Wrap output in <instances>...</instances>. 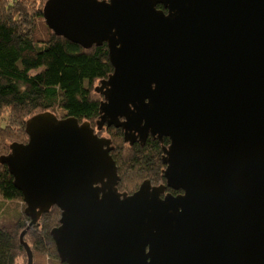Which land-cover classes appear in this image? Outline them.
Wrapping results in <instances>:
<instances>
[{
    "label": "water",
    "instance_id": "95a60500",
    "mask_svg": "<svg viewBox=\"0 0 264 264\" xmlns=\"http://www.w3.org/2000/svg\"><path fill=\"white\" fill-rule=\"evenodd\" d=\"M43 18L84 49L107 44L113 73L97 129L42 112L0 157L29 227L60 209L64 264H264V0H47ZM105 126L130 145L169 138L166 185L120 192Z\"/></svg>",
    "mask_w": 264,
    "mask_h": 264
},
{
    "label": "trees",
    "instance_id": "16d2710c",
    "mask_svg": "<svg viewBox=\"0 0 264 264\" xmlns=\"http://www.w3.org/2000/svg\"><path fill=\"white\" fill-rule=\"evenodd\" d=\"M46 1L0 0V157L10 152L12 143L28 142L26 122L42 112L89 121L97 129L102 96L95 85L113 73L108 46L84 49L56 36L43 18ZM98 133L113 141L111 154L121 178L120 192L132 194L146 179L164 181L162 147L169 145L168 138L162 144L149 139L141 147L125 143L121 128L105 126ZM0 198L22 203V210L14 214L7 210L8 205L1 214L4 207L0 206V264H25L27 254L20 241L24 231L33 264H64L51 236L59 225L60 209L53 207L29 227L23 194L15 187L8 167L1 163Z\"/></svg>",
    "mask_w": 264,
    "mask_h": 264
},
{
    "label": "flooded vegetation",
    "instance_id": "af4514ba",
    "mask_svg": "<svg viewBox=\"0 0 264 264\" xmlns=\"http://www.w3.org/2000/svg\"><path fill=\"white\" fill-rule=\"evenodd\" d=\"M103 79H101V80H99L98 82H99V84H100V82L102 81ZM104 100V97H103V95H102V100H101V102ZM149 139H153V140H155V141H159L161 144L163 143V141H160L158 138H153L152 136H149L148 137V139L146 140V142L144 143V144H141L139 141H136L133 145H131V146H134V145H139V146H141V147H143V146H145V144L147 143V141L149 140ZM169 139V138H168ZM164 140V139H163ZM169 141H170V139H169ZM170 144V143H169ZM130 145V144H129ZM169 146V145H168ZM168 146H163L162 147V157H163V153H164V147H168ZM163 163V162H162ZM164 165V164H163ZM164 169H165V165H164V167L162 168V174H163V171H164ZM118 174H119V172H118ZM120 177V176H119ZM163 178H164V175H163ZM146 180H149V179H146ZM146 180H144V181H146ZM120 181H121V178H120ZM120 181H119V183H120ZM143 181V182H144ZM151 181V180H150ZM142 182V183H143ZM141 183V184H142ZM151 183H152V185H154V186H158V185H161V184H165L166 185V180H165V178H164V181L162 182H156V183H154V182H152L151 181ZM141 184L138 186V189L140 188V186H141ZM118 186H119V184H118ZM137 189V190H138ZM136 190V191H137ZM135 191V192H136ZM174 192H177V194H174ZM125 193H127V192H125ZM168 193H171V194H173V195H178V194H180V193H182L181 191H174V190H172V189H170V188H167L166 190H165V192H164V194H162L161 196L162 197H164V195L165 194H168ZM133 194V193H132Z\"/></svg>",
    "mask_w": 264,
    "mask_h": 264
},
{
    "label": "rangeland",
    "instance_id": "374dc122",
    "mask_svg": "<svg viewBox=\"0 0 264 264\" xmlns=\"http://www.w3.org/2000/svg\"><path fill=\"white\" fill-rule=\"evenodd\" d=\"M99 85V82L95 85V86H98ZM100 95V94H99ZM102 96V95H101ZM2 122H4V121H2ZM102 135V134H101ZM102 136H104V135H102ZM104 137H106V136H104ZM126 182L128 183V184H132V180H129V181H127V179H126ZM141 184V183H140ZM139 184V185H140ZM20 204H22L21 202H15V203H10V202H6V201H4L3 199H1L0 198V206H2V213H1V211H0V213L1 214H4V212H5V210H6V208H5V205H8L9 206V208L7 209L8 211H9V209L11 210V213L12 214H14L16 211H19V210H22V206L20 205ZM27 243L30 245V243L27 241ZM31 246V245H30ZM25 258H26V256H25ZM25 264H27V259L25 260Z\"/></svg>",
    "mask_w": 264,
    "mask_h": 264
}]
</instances>
